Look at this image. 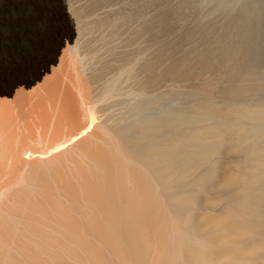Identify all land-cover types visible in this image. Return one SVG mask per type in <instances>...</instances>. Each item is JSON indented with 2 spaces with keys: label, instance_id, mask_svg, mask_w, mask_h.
<instances>
[{
  "label": "bare ground",
  "instance_id": "obj_1",
  "mask_svg": "<svg viewBox=\"0 0 264 264\" xmlns=\"http://www.w3.org/2000/svg\"><path fill=\"white\" fill-rule=\"evenodd\" d=\"M69 3L0 0V264L219 260L224 250L217 252L212 241L199 248V256L191 250L190 258L187 248L184 254L176 245L189 241L161 191L168 179L164 111L154 115L147 110L152 104L145 102L154 89H143L144 82L136 87L134 77L141 74L133 76L135 65L120 67L118 74L107 69L110 76L104 72L102 77L94 70L97 63L89 65L96 62L93 57L86 63L78 46L82 32ZM142 92L146 100H140ZM123 93L128 100L121 99V106L120 99L114 100ZM155 97L160 101L158 93ZM223 215L207 222L222 226ZM242 227L238 231L246 233ZM228 254L220 259L237 261Z\"/></svg>",
  "mask_w": 264,
  "mask_h": 264
},
{
  "label": "rangeland",
  "instance_id": "obj_2",
  "mask_svg": "<svg viewBox=\"0 0 264 264\" xmlns=\"http://www.w3.org/2000/svg\"><path fill=\"white\" fill-rule=\"evenodd\" d=\"M69 2L82 32L78 42L82 53L77 51L86 63L94 58L96 62L88 63L90 66L97 63L91 67H96L95 72L102 77L135 65L132 66L133 76H143H136L142 77L143 80L139 78L142 81L134 77L136 87L148 81L142 88L147 91L152 88L153 93L160 96L161 102L155 97L157 93L155 96L149 93L147 100V94L141 98L143 92L139 97L152 104L146 103L150 113L164 111L165 129L163 127L161 132L166 146L168 179L161 191L167 196V209L184 227L189 241L188 246L180 245L173 238L174 244L183 252L187 248L188 253L184 254L190 258L191 250L198 254L204 244L212 241L217 252L224 250L222 258L229 252L235 254L238 259L230 264H263L264 0ZM127 54L131 55L127 56L129 59H123ZM134 57L144 66L136 63ZM108 59L115 60L118 67L111 66L113 62ZM124 89L126 86L118 91L122 93ZM121 96L124 97L118 95L114 101L118 103L120 99L122 106L121 99L126 102L128 96L124 93ZM218 214L226 216L223 227L209 224L211 216L214 219ZM236 226L246 227V233H240L241 227L236 230ZM224 233L229 239L224 237L223 241ZM230 245L243 250L232 249ZM226 247L229 252L225 254ZM197 254L191 255L197 257ZM196 260V264H204L199 257ZM211 261L205 264H214ZM220 261L215 264H221Z\"/></svg>",
  "mask_w": 264,
  "mask_h": 264
}]
</instances>
